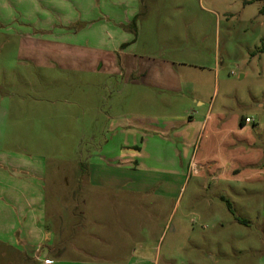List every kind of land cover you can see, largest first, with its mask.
<instances>
[{"label":"rangeland","instance_id":"obj_1","mask_svg":"<svg viewBox=\"0 0 264 264\" xmlns=\"http://www.w3.org/2000/svg\"><path fill=\"white\" fill-rule=\"evenodd\" d=\"M262 9L264 0H0V222L13 188L29 191L11 176L25 180L30 168L48 214L77 224L79 264L127 263L102 260L105 248L123 246L143 264H264ZM73 45L169 59L184 78L175 88L197 98L137 88L123 67L92 72L91 62L73 63ZM188 107L197 114L186 143L151 125L188 122ZM122 138L143 146L128 150L139 156L105 164ZM79 164L112 184L128 178L127 189L75 190Z\"/></svg>","mask_w":264,"mask_h":264},{"label":"crops","instance_id":"obj_2","mask_svg":"<svg viewBox=\"0 0 264 264\" xmlns=\"http://www.w3.org/2000/svg\"><path fill=\"white\" fill-rule=\"evenodd\" d=\"M36 21L44 22L45 18L41 19L40 21L39 17L36 16ZM118 25H120V23ZM125 31L126 32L124 33L125 35L123 40H126L129 30L127 32V30L125 29ZM42 33L46 34V30H43L42 28L37 29V31L35 30V34L40 37H42ZM130 35L131 34H129V36ZM131 36H134V38L136 37L138 39V35L132 34ZM28 38L30 40L27 42H30L31 44L33 38H30V36ZM126 42L128 43V41ZM115 46L116 47L113 46L112 48L105 49L103 51V49L100 48L85 49V47L82 48L80 47V45H73L71 46V51H69L71 55L74 56L73 63H75V59L78 62L81 61L82 63L91 62L93 67L90 69H93L91 70L92 72H96L97 70V73H101L104 69V71L110 69L117 72L120 67H123L122 69L126 70V73L122 71V74H124L123 76H127V72H129L131 79L128 81H130V85L136 86L137 88L151 91H163L165 93H171L175 95L181 94V91H184L183 88H175L176 85H184V78L183 74L178 71V69H176V64L170 62L169 59L161 57L148 58L144 57V55H142L141 57L138 54H133L132 51L128 52L127 49H118V45ZM117 49L120 58L119 64H117L115 56ZM35 50H38L39 53H44V51L46 52V39H44L42 43V39L39 38V40H37L36 42ZM130 58L133 59L131 60ZM143 58H146L147 61L151 63V70L155 71V76L149 78V80L147 79V73L149 72L150 67H148L147 65L144 66L140 63ZM182 94H184V97H187V95H189L197 98V94L193 92L192 89L191 94H189L188 92L187 94ZM187 109L193 112L188 113V122L185 118L181 117L178 121H169L170 124L167 125L165 122L159 124L160 122L158 123L154 121L151 125H153L158 132L167 130L169 132H176L177 134L180 133L182 139L180 138L179 140H181L182 143H186V139L189 137L188 134H190V131L188 130L189 125L196 122L193 114L194 112L195 114H197V112L194 109H191V107H188ZM189 110H187L186 112H190ZM141 118L143 117L134 116L131 119L137 121ZM206 120L207 116L202 120V129L206 126ZM116 124L117 128L119 130L121 129L123 133L128 132L127 129L129 128V125L122 123V119L117 121ZM176 125L178 126V128L175 127ZM134 127L135 130H131L130 132L140 131V128L138 126L134 125ZM123 139L124 138H122V141H119V145L116 146V148L120 149L119 152H110L107 153V156L104 155L105 160H103V162L105 164L121 165V163H123L127 164L124 166H128L131 165L130 161L132 162L134 158H137L139 156L138 154L137 156L130 158L131 152L129 151L128 153V150L134 148V150H137L140 153L143 149V146L137 147L136 143L128 144ZM137 164L140 165V162ZM80 165L81 164H79L80 173L77 179L75 190L78 191V189H80L81 187H86L89 189V193H92L94 191H98V189H112V187L115 186V188L122 187L123 189H127V185L125 184H127L126 181H128V178L120 180V182H124L125 184H112L111 181H108V177L104 176L107 172L100 178H95V165L88 164V166L84 169H80ZM22 173L25 176H28L27 178H25V180L20 178L18 180L14 176H11V180L17 181L19 182V184L26 186L29 191L25 188H23L24 190L19 187L13 188L14 192L12 194L15 195L14 198L16 199L11 198V208L8 207V210H5L4 214L1 215V218L3 220L2 222H0V246H5V248H0L2 250H0V259H5L6 263L8 264H79L77 261L81 259L77 258L75 253L77 252V250L81 251V248L80 246H77V244L75 245L73 242L74 238L77 236V234L75 233L77 224H74V222L70 219H68V223L66 219V222L65 220L59 222L58 217L60 215H58L56 209L53 210L51 214H48L49 204L47 200L48 197L45 194V190L37 188L36 186H33L32 188V183L30 180V168H24L22 170ZM97 180L99 181V183L96 182ZM105 181H107L108 183H105ZM19 194L22 195V199L20 201L16 197ZM75 197L76 194L74 193L71 198L73 199ZM78 214V211H74L72 212L71 216H74V219H76L78 217ZM62 219L63 217L60 216V220ZM44 241L46 243H43ZM135 251L136 249H131V251L126 252L124 246L116 247L114 248V250H112L111 248H105V253L102 260L120 262L127 261V263L124 264H143L144 259L142 257H137V255H134ZM85 260L89 259H83V261Z\"/></svg>","mask_w":264,"mask_h":264},{"label":"trees","instance_id":"obj_3","mask_svg":"<svg viewBox=\"0 0 264 264\" xmlns=\"http://www.w3.org/2000/svg\"><path fill=\"white\" fill-rule=\"evenodd\" d=\"M261 12H264V10L262 9ZM263 51H264V48H263ZM245 119L246 118H242V120H241V126H245ZM228 207H229L230 212L234 214V211H233L232 207L230 206V204H228ZM236 219H237V221H239L241 223H244V220H241V219H239L237 217H236Z\"/></svg>","mask_w":264,"mask_h":264},{"label":"built area","instance_id":"obj_4","mask_svg":"<svg viewBox=\"0 0 264 264\" xmlns=\"http://www.w3.org/2000/svg\"><path fill=\"white\" fill-rule=\"evenodd\" d=\"M247 124H251V119L246 118V120H245V125H247Z\"/></svg>","mask_w":264,"mask_h":264}]
</instances>
